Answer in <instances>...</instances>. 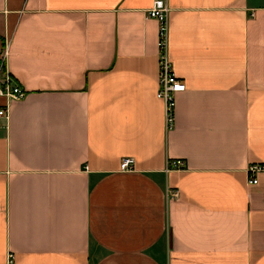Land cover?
I'll use <instances>...</instances> for the list:
<instances>
[{
	"label": "crops",
	"instance_id": "1",
	"mask_svg": "<svg viewBox=\"0 0 264 264\" xmlns=\"http://www.w3.org/2000/svg\"><path fill=\"white\" fill-rule=\"evenodd\" d=\"M154 1L0 0V264H264V0H165L168 132Z\"/></svg>",
	"mask_w": 264,
	"mask_h": 264
},
{
	"label": "built area",
	"instance_id": "2",
	"mask_svg": "<svg viewBox=\"0 0 264 264\" xmlns=\"http://www.w3.org/2000/svg\"><path fill=\"white\" fill-rule=\"evenodd\" d=\"M168 14L169 7L165 0H155L147 11V18L153 19L158 24L157 35V69L158 88L156 97L163 103L164 129L170 131L174 125L176 96L185 91L186 86L174 72L168 54ZM2 69V64L0 65ZM26 92L13 81L9 76L0 77V98L5 103L0 106V129L4 121L8 119V105L11 102L21 101L25 98ZM185 163L183 160H167L165 172L183 170ZM134 170V160L123 158L119 163V171L131 172ZM264 172V164H254L247 168V184L256 185L257 175ZM167 199L178 197V191L167 188L165 192ZM6 264H14V256L9 253L6 257Z\"/></svg>",
	"mask_w": 264,
	"mask_h": 264
}]
</instances>
